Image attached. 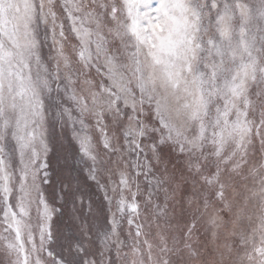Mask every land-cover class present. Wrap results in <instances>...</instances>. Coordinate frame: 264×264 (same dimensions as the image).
Wrapping results in <instances>:
<instances>
[{
  "label": "snow or ice",
  "instance_id": "1",
  "mask_svg": "<svg viewBox=\"0 0 264 264\" xmlns=\"http://www.w3.org/2000/svg\"><path fill=\"white\" fill-rule=\"evenodd\" d=\"M57 143L66 165L59 191L52 163ZM125 144L149 165L165 149L178 150L211 208L208 222L217 226L222 211L232 217L238 246L226 247L229 264H264V207L252 211L264 202V0H0L4 264H45V251L51 264H104L106 252L112 264L107 241L118 235L119 221L106 193L103 240L87 234V220L86 243L71 231V221L81 219L76 205L84 207L76 157L94 164L97 147L122 151ZM250 151L259 157L249 161ZM80 171L103 187L94 167ZM237 180L247 194L237 191ZM119 183L129 186L125 173ZM42 185L52 186L51 202ZM32 192L42 220L39 247L30 226L13 219L30 215L25 197ZM65 205L71 206V260L45 249ZM125 207L138 211L121 197L117 210ZM198 223L193 216L184 231L191 234Z\"/></svg>",
  "mask_w": 264,
  "mask_h": 264
},
{
  "label": "rangeland",
  "instance_id": "2",
  "mask_svg": "<svg viewBox=\"0 0 264 264\" xmlns=\"http://www.w3.org/2000/svg\"><path fill=\"white\" fill-rule=\"evenodd\" d=\"M41 39H44L43 31H41ZM42 51L47 58L50 51L48 45H45ZM59 133L60 129L57 127L58 137ZM92 136L93 143H96L94 131ZM64 143L67 146V140ZM57 148L58 152L52 157V163L55 172L54 186L59 191L60 177L66 174L62 171L66 165L63 158L64 152L59 143H57ZM95 154L97 159L94 164L91 161L82 160L79 156L76 157L79 162L77 172L84 195V207L76 205L77 214L81 219L78 222L71 221L73 225L71 231L82 242H85L81 235L86 231L85 220L88 224L87 234H90L94 240H103V236L98 235V232L101 231L100 225H102L103 217L108 215L109 211L104 199L106 193L108 200L111 201L110 210L119 221L118 235L112 236L107 241V247L111 249L112 264H164V261H167V264H229L231 257L226 254V247L228 245L238 246L236 239L231 236L232 217L227 211H222L220 215L223 221L218 222L217 226L208 222L211 208H205L204 198L201 195L202 189L198 184L194 185L191 172L186 167L187 161L180 156L178 150L169 152L165 149L159 163L153 160L150 165L144 155L132 149L128 144L124 145L122 151L106 152L103 148L97 147ZM258 157V152L255 157L252 151L249 152V161ZM57 159H59L58 164ZM136 161L139 162L140 168L136 166ZM90 165L96 169L97 183L102 185V188L86 179L87 171H80L81 169L87 170ZM137 171L151 172L152 175H141L137 179L134 175ZM121 173L127 175L128 187L120 185ZM148 180L152 182L148 183ZM157 180L160 182L157 183ZM242 183L237 180L236 189L241 194H247L241 186ZM248 186H252L251 181L248 182ZM256 186H259V181ZM41 187L51 202L52 186L42 185ZM132 193H137L138 199L133 197ZM228 196L231 199L233 193L229 192ZM121 197L129 203L138 205V211L127 207L122 212L118 211L117 201ZM89 200L92 205L91 215L87 212ZM53 206L56 205L53 204ZM62 207L65 208V213H57V219L52 225L53 240L45 244V249L51 247L58 255L71 260L73 253L69 250L71 247L68 238L70 221L67 215L71 206ZM261 207H264V202H261L259 206L253 204L252 211L259 213ZM25 208H30V215L13 216V219L20 218L24 224L30 226L32 233L36 236L37 247H39L38 226L42 220L38 213L35 192L25 197ZM193 216L199 223L196 230L189 234L184 231V228L192 221ZM3 229L4 224L0 220V231ZM27 232L28 228H23L25 239H27ZM29 247H31L30 242ZM41 255L45 264H51L46 251ZM108 255L109 253L106 252L104 264H107ZM0 264H4L2 256H0Z\"/></svg>",
  "mask_w": 264,
  "mask_h": 264
}]
</instances>
